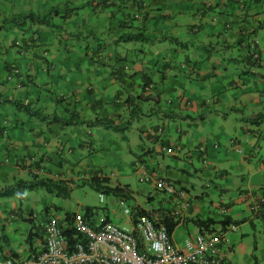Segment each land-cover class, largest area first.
I'll return each instance as SVG.
<instances>
[{
    "label": "crops",
    "instance_id": "0c3cea01",
    "mask_svg": "<svg viewBox=\"0 0 264 264\" xmlns=\"http://www.w3.org/2000/svg\"><path fill=\"white\" fill-rule=\"evenodd\" d=\"M49 12L46 24L3 26L18 14ZM19 35L15 44L10 38ZM247 42L256 44V61ZM229 67L240 72L227 76ZM11 100L49 118H29ZM68 110L112 126L52 120ZM128 153V169L145 191L135 202L140 208L154 202L150 214L172 217L171 237L181 228L187 238L219 230L222 220L234 225L238 211L244 224V208L264 216V201L258 212L251 209L264 189V0H0V195L24 196L11 189L35 177L67 188L94 176L120 186L111 167L116 156L127 167ZM136 159L154 179L185 189L190 208L173 217L156 184L138 182ZM21 205L0 208V257L12 264L42 250L43 232L41 240L34 232L48 217L72 213ZM87 213L112 223L107 213ZM118 219L122 226L132 222ZM198 221L213 223L202 229Z\"/></svg>",
    "mask_w": 264,
    "mask_h": 264
},
{
    "label": "built area",
    "instance_id": "2783aa9c",
    "mask_svg": "<svg viewBox=\"0 0 264 264\" xmlns=\"http://www.w3.org/2000/svg\"><path fill=\"white\" fill-rule=\"evenodd\" d=\"M246 44L249 55L257 59L256 44ZM181 68H185V65L182 64ZM135 164L139 167L138 182L155 183L159 197L169 199L173 217L177 218L181 211L190 208V197L183 188L162 176L154 179L147 168L138 162ZM99 198L102 200L103 196ZM257 199L262 201L264 197L258 195ZM118 203L123 214L132 218L125 201L119 198ZM257 207L258 203H253V209ZM136 220L130 226H119L111 222L92 221L83 214L75 213L71 220H66L61 226L58 218L50 216L42 225L44 250L18 264H223L226 252H229L226 231L197 233L178 246L166 226L159 222L156 213L142 215ZM66 227L72 231L71 240L63 235ZM228 228L234 229V226ZM0 264H12V260L0 257Z\"/></svg>",
    "mask_w": 264,
    "mask_h": 264
},
{
    "label": "rangeland",
    "instance_id": "374dc122",
    "mask_svg": "<svg viewBox=\"0 0 264 264\" xmlns=\"http://www.w3.org/2000/svg\"><path fill=\"white\" fill-rule=\"evenodd\" d=\"M11 18L12 17L7 18L3 22V26L6 25L7 20L9 21ZM10 39H15V41L21 43L20 35L17 38L11 37ZM217 47L223 50L222 46ZM239 72L240 71L234 69L230 70L229 67L225 74H227V76H234ZM241 78L244 79L242 74ZM234 81L235 83H238V78L235 77ZM141 140L143 144L146 143L145 139L142 138ZM132 152L134 153V148H132ZM131 157L132 155L128 153V156L126 158H123L122 161L126 164L130 161ZM119 160L120 159L118 158V156H116L115 159H113V164L111 167L118 171V181L123 185L129 186L128 188L133 192L134 200H141L142 195L145 194L144 188L137 184L135 174L128 169L129 165L126 164L127 167H125ZM27 179L29 180L28 177ZM197 184L199 187L200 184L198 182ZM0 190V192H2L3 188H1ZM66 191L67 196L62 195V190H55V192L48 193L45 187L39 185L35 186L32 189H23L22 192H24V196L14 194L13 192L10 193L13 195H5L1 193L0 208H2L1 206L10 208L12 207V204H15V207L17 208H20V205L22 204V209L26 207L36 212L37 210L41 209V206L49 205V209L51 210V212H55L56 214L57 210L55 209V207L61 210H63L62 208L68 209L70 212L81 214L84 212L85 207H89L93 214L99 217H103L107 213L112 223L116 225H119L120 223L118 217H124L122 208L119 205L116 197L100 192L89 184H81V182L75 183L74 186L68 188ZM50 193L54 194L51 195ZM205 193L208 192L204 191V195H206ZM100 194H102L103 196L102 201H100L99 199ZM134 200L132 199L130 202L133 203ZM208 200V196H205L201 200V202L206 204ZM211 200L212 202H215L214 198ZM151 204L156 205L154 204V202H151ZM112 210L115 212H113ZM243 211L247 215L246 222L244 224L241 222L240 212L238 211L236 214H234L236 216L232 215V220L234 222L235 228H227L225 232V237L228 244L231 245L232 250L230 252H226V259L222 263L264 264V216H253L245 208L243 209ZM248 219L251 221L250 223L248 222ZM181 231H183V228H181L180 230H175L173 233L172 238L177 243L182 242L185 238H187L185 237L187 236L186 232ZM222 248L224 251H226V248L224 246ZM182 251L186 252V249L182 248Z\"/></svg>",
    "mask_w": 264,
    "mask_h": 264
},
{
    "label": "trees",
    "instance_id": "16d2710c",
    "mask_svg": "<svg viewBox=\"0 0 264 264\" xmlns=\"http://www.w3.org/2000/svg\"><path fill=\"white\" fill-rule=\"evenodd\" d=\"M50 12L48 14L45 15H35L33 13H27V14H18L15 17H12L9 21L7 20L8 23H11L12 25L24 28V25L28 24H46L50 22ZM247 46V44H245V47ZM249 57L253 60L256 61L257 59H254L253 57H251L249 55ZM128 73H125L122 75V77H127ZM10 102L13 103V105L16 107V111L20 112L22 114H25L26 116H28L29 118H36L39 120H46L49 117L45 114H43L41 112V110L37 107L32 106L31 103H22L21 101H15V100H11ZM52 120L54 121H58L62 126H75V125H81V124H86L87 126H104V127H109L112 126L111 121L104 119L103 117H100L98 115L94 116L92 119L90 120H84L81 118V116L79 115V113L75 110H68L67 114L65 116H59V117H55ZM86 184L91 185L92 187H94L96 190L106 193V194H110L113 195L114 197H118L121 198L123 200H125V202H127V206L130 208L131 211V215H132V219H134L133 221H138L136 220L137 217H140L142 215H152L148 212L147 208H140L139 205L135 202V200L133 199L131 192L128 190V187L126 185H111L108 183V181L106 179H104V177H91ZM176 184V183H175ZM43 186L46 188V190L48 192H55V190H62V195L63 196H67V186H65V184L63 183H58L56 181H52L49 180L47 178H41V179H37L36 177L33 178L32 180L26 182V181H19L16 188L11 189V190H18L20 192H22L23 189L25 188H34L35 186ZM134 200L133 203H131V200ZM129 202V203H128ZM262 207V206H261ZM84 215L88 216V213L90 208L89 207H85L84 208ZM153 210V209H152ZM154 211V210H153ZM259 211V210H258ZM257 211V212H258ZM73 216V212L66 215V218L60 220V225L62 226L63 223L66 222V220H71ZM160 221L162 222L166 228L168 233L170 234L173 229L176 226V221L173 220L172 217H170L169 215H162L161 218H159ZM228 220H222L221 221V229H225L228 224ZM156 224H158L155 221ZM213 222H207V221H198L197 222V226L199 228H206L211 225ZM40 228V227H39ZM213 231H216L214 229H210L207 232H203L201 230V233L205 234V233H211ZM41 232H43V240H41ZM34 233H37L38 236L40 237L41 243L43 244V248L42 250L38 251L37 253H33L32 256H37L40 252H42L44 250V229L43 227H41L39 229V231H35ZM72 231L69 230V228H64L63 229V235L66 236V238H68L69 240L72 239ZM31 257V256H30Z\"/></svg>",
    "mask_w": 264,
    "mask_h": 264
},
{
    "label": "clouds",
    "instance_id": "9594fccd",
    "mask_svg": "<svg viewBox=\"0 0 264 264\" xmlns=\"http://www.w3.org/2000/svg\"><path fill=\"white\" fill-rule=\"evenodd\" d=\"M136 17H137V15H136ZM34 39H35V38H34ZM17 42H18V41H17ZM17 42H16L15 44H19V42H18V43H17ZM247 52H248V51H247ZM248 55H249V53H248ZM258 58H259V54H258ZM258 58H257V59H258ZM149 88H150V86L147 87V90H148ZM163 150L166 151L165 148H163ZM136 162H138V163L141 164L140 160H138V159H136L135 163H136ZM136 166H137V165H136ZM89 179H90V178H89ZM166 179H167V178H166ZM167 180H168V179H167ZM170 181H171V180H170ZM172 182H173V181H172ZM184 190H185V189H184ZM185 191H186V190H185ZM263 191H264V189H261V192H259V193L257 194V196H258V195H261V196L264 197V192H263ZM186 192H187V191H186ZM261 193H263V195H262ZM100 195H102V194H100ZM100 195H99V196H100ZM188 195H189V194H188ZM189 197H190V196H189ZM99 199H100V198H99ZM102 199H103V198H102ZM116 199L118 200L119 198L116 197ZM120 199H121V198H120ZM256 199H257V198H256ZM100 201H102V200H100ZM124 201H125V200H124ZM263 201H264V199H263L262 201H259L258 199L255 200L253 203L257 202V203H258V207L254 210V209H253V204H252L251 209L254 210L255 212H257V211L260 209V208H259V202H263ZM125 203H126V202H125ZM148 203H149V201H148ZM126 205H127V204H126ZM149 206L152 207L151 204H150ZM147 208H149V207H147ZM148 212H150V211L148 210ZM74 214H75V213H74ZM74 214H73V215H74ZM81 214L84 215V213H81ZM84 216H85V215H84ZM126 216H127V215H126ZM85 217H86V218H90L89 216H85ZM127 217H129V216H127ZM130 220L132 221L131 224H133V223H134V221H133L134 219L130 218ZM131 224H130V225H131ZM130 225H129V226H130ZM119 226H122V225H119ZM230 226H231V225H227L225 229L222 230V229L220 228L219 230L226 231L227 228L230 227ZM233 226H234V228H235V225H233ZM199 233H201V232H199ZM170 234H171V233H170ZM230 248H231V246L229 247V252H230ZM2 258H3V257H2ZM8 259H10V258H8Z\"/></svg>",
    "mask_w": 264,
    "mask_h": 264
}]
</instances>
